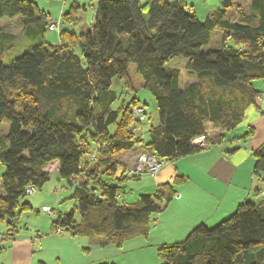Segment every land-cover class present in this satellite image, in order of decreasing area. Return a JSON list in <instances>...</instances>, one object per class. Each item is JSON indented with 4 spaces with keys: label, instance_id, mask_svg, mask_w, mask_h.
<instances>
[{
    "label": "trees",
    "instance_id": "16d2710c",
    "mask_svg": "<svg viewBox=\"0 0 264 264\" xmlns=\"http://www.w3.org/2000/svg\"><path fill=\"white\" fill-rule=\"evenodd\" d=\"M94 1L90 29L63 28L52 44L45 37L49 12L34 0H0V21L18 18L21 34L39 40L14 56L18 35L0 27V129L4 119L10 121L8 133L0 135V223L6 221L0 251L3 241L15 239L19 213L33 209L27 187L37 191L49 181V162H59L58 175L75 202L70 211L58 210L56 219L53 208L52 233L121 247L148 237L153 215L167 208L187 180L177 173L154 194L127 203L121 191L127 180L156 177L129 174L119 163L121 153L141 149L140 155L164 160L163 169L221 143L250 107L264 116V92L253 85L264 80V0H222L204 20L180 0ZM80 8L73 2L63 23L72 24ZM215 31L219 47L205 50ZM177 57L187 58L186 67L166 69ZM131 63L141 88L155 100L157 124L136 94ZM115 79L122 94L113 88ZM137 106L144 109L142 119ZM211 128L220 131L212 138ZM203 135L211 146L192 143ZM254 155V176L264 182V143ZM157 255L162 264H264V199L239 204L212 227L198 224L183 240L158 246Z\"/></svg>",
    "mask_w": 264,
    "mask_h": 264
},
{
    "label": "rangeland",
    "instance_id": "374dc122",
    "mask_svg": "<svg viewBox=\"0 0 264 264\" xmlns=\"http://www.w3.org/2000/svg\"><path fill=\"white\" fill-rule=\"evenodd\" d=\"M34 1L40 5L41 9L44 8L50 13V19H61L62 24L59 28L47 29L45 37L48 43L57 44L59 42V32L63 28L75 30L79 33L83 28L80 27V21L88 23V25L94 23L95 9L97 5L94 0ZM180 1L185 2L188 7H192L194 13H196L200 20H204L209 13L218 10L222 6V0ZM73 2H77L81 6L78 14L75 15L76 20L72 24L67 22L63 23L62 14L69 10ZM237 2L245 3L248 1L238 0ZM86 26L87 24H85L84 27ZM0 27L18 35L19 44H17L12 51L14 56L21 55L23 52L30 50L32 46L39 42V40L31 41L21 34V27L18 18H4L0 21ZM219 43L220 32L215 31L213 33L211 43L209 45H205L204 49L218 48L220 45ZM8 61L9 60H5L6 63ZM186 64L187 58L177 57L172 59L166 65V69L183 68L186 67ZM129 74L133 79L136 94L141 98V100L147 102V111L152 117V122L157 124L158 114L155 107V100L148 91L141 88L142 78L135 70V63L130 64ZM253 82V85L257 90L264 92L263 79H255ZM113 88L122 94L123 84L117 79L113 81ZM126 91L124 92V96L122 95L123 99H126V97L128 99L130 97V94H127ZM119 102L120 101H117L115 106H117ZM257 104L262 107V100L258 99ZM137 108L138 106L134 109V112ZM261 115L260 111L255 109L254 106L250 107L244 121L237 128L225 132V148H228L230 143L234 147L237 145L236 143L243 147H249L251 145L255 147L256 144L262 145L264 143V117ZM251 127H253L252 133L250 132ZM9 128L10 121L4 119L1 124L0 135L2 136L8 133ZM209 131L211 134H207L210 138L220 132L218 130H212V128L209 129ZM140 152H142L141 149H136L135 152H123L119 156V163H123L127 168H129V170L132 169L138 160V156H140ZM126 163H131V165H127ZM167 164L168 163L165 164L163 170L166 168ZM121 171L122 166L117 172V177L121 174ZM161 171L162 169L159 171V175L163 173H161ZM165 173L169 174L171 172L166 171ZM159 175L157 174L156 178H158ZM110 182L115 183L116 180L112 179ZM156 182L157 181L147 175L142 176L140 179L131 178L127 180L126 184L121 188V191L124 192L125 195V201L127 203H133L139 199L141 194H154ZM71 194V188L67 185L65 180L59 177L58 172H51L49 181L46 182L42 189L26 196V200L31 203L33 209H29L27 212L23 211L21 215L19 213L17 217L20 216V219L17 218L16 225L20 239H23V236L29 238V264H157L158 261L161 260L157 255V249H145L147 251H152V253L144 254V252H146L144 250H134V243L130 241L124 242L123 245L119 247L114 243L100 245V238L90 240L87 237H74L70 234L52 233L51 220L52 218H57L58 210L70 211L75 206V202L70 198ZM44 205L49 206L52 209H56V213L52 218L48 213L42 210ZM238 206H219L220 208L218 210V214H220V218H218L216 222H210V225L208 226L212 227L216 225L231 215ZM225 211H227V213L223 214ZM0 226L1 234H4L6 231V221H2ZM141 238L144 239L143 236H141ZM11 242V240L2 242V246L4 248L0 251L1 254L5 252ZM4 257L8 256L5 255ZM0 259L2 261L3 258L0 257ZM161 262L163 263L162 260Z\"/></svg>",
    "mask_w": 264,
    "mask_h": 264
},
{
    "label": "crops",
    "instance_id": "0c3cea01",
    "mask_svg": "<svg viewBox=\"0 0 264 264\" xmlns=\"http://www.w3.org/2000/svg\"><path fill=\"white\" fill-rule=\"evenodd\" d=\"M91 25L80 21L82 29H90ZM236 144L234 147L230 143L229 147L225 148L224 138L221 143L168 163L166 168L162 169L163 173L155 180V187L164 182H171L177 173L185 175L187 180L178 186L177 195L167 208L153 215L148 237L142 239L138 236L127 240L134 243V250H144V254H151L152 251L145 249H157L161 244L183 240L198 224L210 225V222H216L220 218L219 206H238L247 200L259 203L264 199V182L258 181L253 173V154L260 145L243 147ZM44 169L50 173L58 172L59 162H49ZM166 171L171 173L166 174ZM18 218L20 219V216ZM18 233L15 239H10L12 242L5 248V252L0 253L3 258L2 261L0 259V264H29V238L23 236V239H20ZM3 254L10 258L4 257ZM161 263L159 260L157 264Z\"/></svg>",
    "mask_w": 264,
    "mask_h": 264
},
{
    "label": "built area",
    "instance_id": "2783aa9c",
    "mask_svg": "<svg viewBox=\"0 0 264 264\" xmlns=\"http://www.w3.org/2000/svg\"><path fill=\"white\" fill-rule=\"evenodd\" d=\"M60 19L59 20H54L49 18V26L48 28L51 29H56L59 28L60 25ZM144 109L142 107H138L137 110L135 111L136 115L140 119H142ZM208 137L206 135L203 136H198L193 139L192 143L195 146H198L200 148H207L211 146V143L208 142ZM165 161L159 159L157 156L151 154V153H143L140 156H138V160L136 161V164L134 167L130 170V174H142V173H149L156 177L157 174H159V171L162 169ZM36 190L32 185H29L26 189V192L28 194L34 193ZM264 193V192H263ZM42 210L49 215L52 214L53 209L49 206H43Z\"/></svg>",
    "mask_w": 264,
    "mask_h": 264
}]
</instances>
